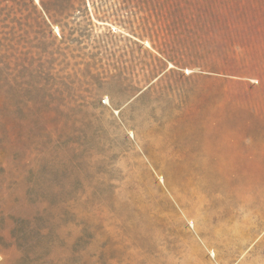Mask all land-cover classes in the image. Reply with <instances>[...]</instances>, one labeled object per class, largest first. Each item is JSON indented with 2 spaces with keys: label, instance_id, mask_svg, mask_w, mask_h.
<instances>
[{
  "label": "rangeland",
  "instance_id": "374dc122",
  "mask_svg": "<svg viewBox=\"0 0 264 264\" xmlns=\"http://www.w3.org/2000/svg\"><path fill=\"white\" fill-rule=\"evenodd\" d=\"M59 18L0 0V264H264V168L211 161L264 134V0Z\"/></svg>",
  "mask_w": 264,
  "mask_h": 264
},
{
  "label": "crops",
  "instance_id": "0c3cea01",
  "mask_svg": "<svg viewBox=\"0 0 264 264\" xmlns=\"http://www.w3.org/2000/svg\"><path fill=\"white\" fill-rule=\"evenodd\" d=\"M228 140L237 147L217 152L211 156L212 162L225 163L220 167L264 168V134L253 136L243 133L228 137Z\"/></svg>",
  "mask_w": 264,
  "mask_h": 264
},
{
  "label": "trees",
  "instance_id": "16d2710c",
  "mask_svg": "<svg viewBox=\"0 0 264 264\" xmlns=\"http://www.w3.org/2000/svg\"><path fill=\"white\" fill-rule=\"evenodd\" d=\"M80 0H39L40 11L43 13V22H48L49 25L60 23V13L69 11L74 4ZM35 9V7L33 6ZM46 20V21H45ZM63 37V33H60Z\"/></svg>",
  "mask_w": 264,
  "mask_h": 264
}]
</instances>
